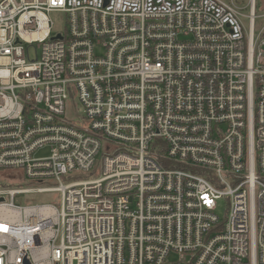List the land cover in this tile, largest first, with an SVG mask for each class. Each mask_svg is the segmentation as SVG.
<instances>
[{"label":"built area","instance_id":"1","mask_svg":"<svg viewBox=\"0 0 264 264\" xmlns=\"http://www.w3.org/2000/svg\"><path fill=\"white\" fill-rule=\"evenodd\" d=\"M14 173L40 185L0 183V264H264V3L0 0Z\"/></svg>","mask_w":264,"mask_h":264},{"label":"rangeland","instance_id":"2","mask_svg":"<svg viewBox=\"0 0 264 264\" xmlns=\"http://www.w3.org/2000/svg\"><path fill=\"white\" fill-rule=\"evenodd\" d=\"M240 2H244L246 4L247 0H239ZM264 0H258V9L262 8ZM247 14V12H244ZM51 21L54 26L55 32H62L66 28V16L63 13H53L50 16ZM245 26L247 28L248 21L244 20ZM261 21L258 20V25ZM30 54L32 58H35V49L30 48ZM75 100L71 99L67 103V110H66V118L72 121L77 122L79 117L73 114L75 111ZM50 156L49 150H42L36 154V157H47ZM101 159V157H100ZM100 159L98 160V165L95 167L93 172L81 176H72L71 178H63V182L65 184L76 182V181H86L91 179L98 178L97 167H100ZM0 183L4 184L6 187L11 189H32L38 187L40 184L29 180L27 178H19L16 174H0ZM50 185H55L54 181L49 182ZM60 194H48V195H35V194H28V195H21L18 194L15 197V202L18 205L27 206V205H35V204H47V203H57L59 202ZM222 215V213H221Z\"/></svg>","mask_w":264,"mask_h":264},{"label":"water","instance_id":"3","mask_svg":"<svg viewBox=\"0 0 264 264\" xmlns=\"http://www.w3.org/2000/svg\"><path fill=\"white\" fill-rule=\"evenodd\" d=\"M0 201H2V200L0 199Z\"/></svg>","mask_w":264,"mask_h":264}]
</instances>
